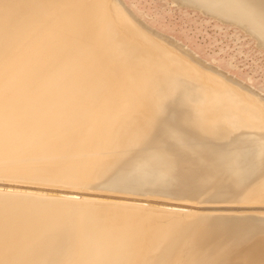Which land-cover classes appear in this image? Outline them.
<instances>
[{
	"label": "bare ground",
	"instance_id": "obj_1",
	"mask_svg": "<svg viewBox=\"0 0 264 264\" xmlns=\"http://www.w3.org/2000/svg\"><path fill=\"white\" fill-rule=\"evenodd\" d=\"M172 1L264 48V0ZM0 264H264V94L125 0H0Z\"/></svg>",
	"mask_w": 264,
	"mask_h": 264
},
{
	"label": "rangeland",
	"instance_id": "obj_2",
	"mask_svg": "<svg viewBox=\"0 0 264 264\" xmlns=\"http://www.w3.org/2000/svg\"><path fill=\"white\" fill-rule=\"evenodd\" d=\"M125 1L148 24L264 94V48L241 27L172 0Z\"/></svg>",
	"mask_w": 264,
	"mask_h": 264
}]
</instances>
